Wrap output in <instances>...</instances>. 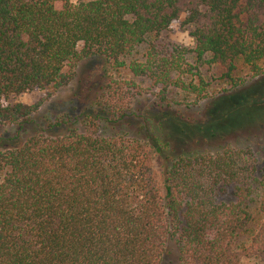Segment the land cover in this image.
<instances>
[{"label":"trees","instance_id":"obj_1","mask_svg":"<svg viewBox=\"0 0 264 264\" xmlns=\"http://www.w3.org/2000/svg\"><path fill=\"white\" fill-rule=\"evenodd\" d=\"M175 21L192 48L160 42ZM93 57L106 74L82 85L79 110L36 118L42 102L12 101L69 85ZM263 76L264 0H0V264H164L171 251L264 264V164L249 147L176 151L170 128L190 130L178 115L122 126L143 78L167 107L212 99L196 127L215 135L225 94Z\"/></svg>","mask_w":264,"mask_h":264},{"label":"rangeland","instance_id":"obj_2","mask_svg":"<svg viewBox=\"0 0 264 264\" xmlns=\"http://www.w3.org/2000/svg\"><path fill=\"white\" fill-rule=\"evenodd\" d=\"M72 1L76 2L78 0ZM160 42L166 45L178 44L187 48L194 46V41L189 35V28L183 27L179 21L173 22L169 29L160 35ZM103 73L102 61L93 57L82 61L78 65L77 75L69 85L55 92L33 91L25 93L14 97L12 101L28 105L42 102L36 118L45 115H56V113L71 108L79 110L84 104L85 98V92H81L82 85L87 84L86 82L90 80L93 82L99 81ZM241 74L249 77L247 69H242ZM122 76L126 77V73L123 72ZM137 83L139 90L135 91L137 95L134 96L132 103V115L127 119L132 125H122L127 127L128 131L121 127H118L115 131H127L131 136L137 135L134 124L140 120L142 114L150 118L149 122H156V119L163 114L178 115L182 120L188 122L190 130L187 133H182L179 129L170 128L172 145L176 151L196 148L215 150L220 145L231 144L240 148L249 147L257 156L260 166L264 164V76L249 78L239 90L229 91L225 94V110L222 114L220 112L221 115H215L211 120L215 135L204 130L199 131L196 127L197 124L204 125L207 115L206 109H208L212 99H203L196 103L191 100L188 103L167 107L157 101L160 88L152 86L147 79L143 78L138 79ZM169 94L171 96L174 92ZM7 129L13 131L14 128ZM29 130L31 131L32 128H29ZM152 162L154 170L161 178V157L152 154ZM222 198L226 201L231 199V190L227 191ZM176 260L175 251H171L165 257L164 264H178ZM243 263L258 264L254 259L244 260Z\"/></svg>","mask_w":264,"mask_h":264}]
</instances>
